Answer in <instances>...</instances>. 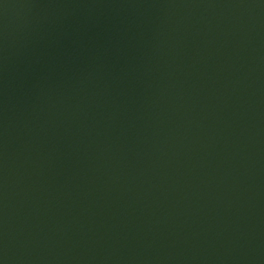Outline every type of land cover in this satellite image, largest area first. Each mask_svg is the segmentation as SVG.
I'll use <instances>...</instances> for the list:
<instances>
[{
    "label": "water",
    "instance_id": "1",
    "mask_svg": "<svg viewBox=\"0 0 264 264\" xmlns=\"http://www.w3.org/2000/svg\"><path fill=\"white\" fill-rule=\"evenodd\" d=\"M0 264H264V0H0Z\"/></svg>",
    "mask_w": 264,
    "mask_h": 264
}]
</instances>
